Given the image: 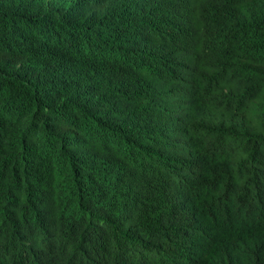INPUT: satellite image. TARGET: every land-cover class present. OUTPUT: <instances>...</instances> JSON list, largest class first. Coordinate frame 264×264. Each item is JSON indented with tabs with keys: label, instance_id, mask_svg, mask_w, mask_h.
<instances>
[{
	"label": "trees",
	"instance_id": "1",
	"mask_svg": "<svg viewBox=\"0 0 264 264\" xmlns=\"http://www.w3.org/2000/svg\"><path fill=\"white\" fill-rule=\"evenodd\" d=\"M0 264H264V0H0Z\"/></svg>",
	"mask_w": 264,
	"mask_h": 264
}]
</instances>
